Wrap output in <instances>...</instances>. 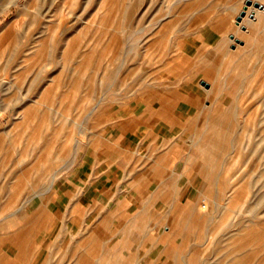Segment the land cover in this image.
Returning a JSON list of instances; mask_svg holds the SVG:
<instances>
[{"label": "rangeland", "instance_id": "1", "mask_svg": "<svg viewBox=\"0 0 264 264\" xmlns=\"http://www.w3.org/2000/svg\"><path fill=\"white\" fill-rule=\"evenodd\" d=\"M246 1L0 0V264H264V7Z\"/></svg>", "mask_w": 264, "mask_h": 264}, {"label": "crops", "instance_id": "2", "mask_svg": "<svg viewBox=\"0 0 264 264\" xmlns=\"http://www.w3.org/2000/svg\"><path fill=\"white\" fill-rule=\"evenodd\" d=\"M143 117L162 119V118H159V117H157V116H155L149 112H146V115ZM162 120H164V119H162ZM164 121H166V120H164ZM132 123L134 124V121H132V122L131 121H123V122L119 123L118 127H116L118 130L110 137L111 140L114 141V143L118 146L119 149L129 148L128 144H126V140L129 139V136H131V134L135 133V131L132 129V125H133ZM197 145H198V143H197ZM203 145L199 144V148H200V146H203ZM98 149L101 151L108 152L107 151L108 148H106L102 145ZM207 158H208L207 155L202 156V159H203V161H205L206 164L208 163ZM109 164H111V163L109 162ZM165 168H166L165 164L158 163V162L156 164L152 165L151 167H149L147 169L145 174H141V176H139L136 179L135 188L140 189L142 192H143V190L145 191L146 189H148V186L151 182H156L159 176L161 177L162 175H164V173L166 172ZM143 184L145 185L144 188H143ZM167 185L168 184H166L165 186L167 187ZM168 187H170V186H168ZM206 197H208V196L206 195ZM193 209L194 210L192 211L190 216H191L193 221L198 223V221L200 219V216L198 214V209H196L194 207H193ZM106 229H107V227H106ZM95 237L98 238V234H96Z\"/></svg>", "mask_w": 264, "mask_h": 264}, {"label": "bare ground", "instance_id": "3", "mask_svg": "<svg viewBox=\"0 0 264 264\" xmlns=\"http://www.w3.org/2000/svg\"><path fill=\"white\" fill-rule=\"evenodd\" d=\"M262 1V0H261ZM257 2L256 1H254V2H251V4L250 5H252V7H254V8H257V9H261L259 6H262V5H259L258 3V5L259 6H255V4H256ZM247 9H246V14H245V17H246V15L247 14H249L250 12H251V10H248V6L246 7ZM248 11V12H247ZM247 18V17H246ZM260 18V17H259ZM256 20L258 21V18H256ZM249 24V23H248ZM250 27L249 28H253V26H257V22L255 23V22H250ZM259 26V25H258ZM239 44V43H238ZM205 72H206V70H204ZM213 88V87H212ZM204 111V110H203ZM202 113V112H201ZM204 113V112H203ZM216 118V117H215ZM213 120H214V118H213ZM210 133V132H209ZM211 157V156H210ZM203 207H206V206H203Z\"/></svg>", "mask_w": 264, "mask_h": 264}, {"label": "water", "instance_id": "4", "mask_svg": "<svg viewBox=\"0 0 264 264\" xmlns=\"http://www.w3.org/2000/svg\"><path fill=\"white\" fill-rule=\"evenodd\" d=\"M246 4H251V0H247V1H246ZM255 6H259V5L256 3ZM246 7H247V5L244 6L245 9L241 12L240 16L237 17V22H240L241 19H242V17L245 16V14H246V9H247ZM259 7L261 8V7H264V6H259Z\"/></svg>", "mask_w": 264, "mask_h": 264}]
</instances>
